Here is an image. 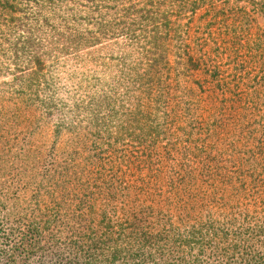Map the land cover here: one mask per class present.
I'll return each instance as SVG.
<instances>
[{
  "label": "trees",
  "instance_id": "16d2710c",
  "mask_svg": "<svg viewBox=\"0 0 264 264\" xmlns=\"http://www.w3.org/2000/svg\"><path fill=\"white\" fill-rule=\"evenodd\" d=\"M256 14L0 0V264H264Z\"/></svg>",
  "mask_w": 264,
  "mask_h": 264
},
{
  "label": "rangeland",
  "instance_id": "374dc122",
  "mask_svg": "<svg viewBox=\"0 0 264 264\" xmlns=\"http://www.w3.org/2000/svg\"><path fill=\"white\" fill-rule=\"evenodd\" d=\"M256 17V29L260 30V34H262V37L264 39V18L257 16V14L255 15ZM220 119V124L221 125H227L225 127L222 128V143L227 144L230 142L231 138H232V132H234L236 134L235 137H237L239 135V133L242 132V127L244 125L239 124L236 125V127L234 126V124H232V119L234 121H237L236 118H232L231 120H229L228 117H219ZM248 148L252 149L254 151L255 154V162L257 164L263 165L264 166V134L261 135V132H259L258 136H256V139L254 141H251L248 143ZM247 148V149H248ZM243 162H247L248 163V155H241ZM171 165H173V163H171ZM101 205V203H100ZM102 208L104 209V211L109 212L111 211L112 207L109 204V199H107L106 203H104L103 205H101Z\"/></svg>",
  "mask_w": 264,
  "mask_h": 264
}]
</instances>
